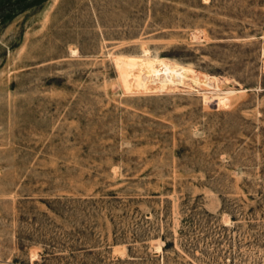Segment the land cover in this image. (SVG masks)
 <instances>
[{"label":"rangeland","instance_id":"374dc122","mask_svg":"<svg viewBox=\"0 0 264 264\" xmlns=\"http://www.w3.org/2000/svg\"><path fill=\"white\" fill-rule=\"evenodd\" d=\"M0 264H264V0H0Z\"/></svg>","mask_w":264,"mask_h":264},{"label":"bare ground","instance_id":"6f19581e","mask_svg":"<svg viewBox=\"0 0 264 264\" xmlns=\"http://www.w3.org/2000/svg\"><path fill=\"white\" fill-rule=\"evenodd\" d=\"M188 67L189 66L185 67L171 62H161L159 71L161 87L175 88L185 86L188 83L192 86H211L210 78L208 76L199 74Z\"/></svg>","mask_w":264,"mask_h":264}]
</instances>
